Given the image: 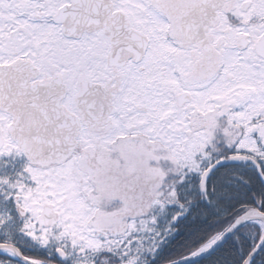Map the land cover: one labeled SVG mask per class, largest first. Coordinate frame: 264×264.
Listing matches in <instances>:
<instances>
[{
	"label": "snow or ice",
	"instance_id": "6c2138e0",
	"mask_svg": "<svg viewBox=\"0 0 264 264\" xmlns=\"http://www.w3.org/2000/svg\"><path fill=\"white\" fill-rule=\"evenodd\" d=\"M0 264H264V0H0Z\"/></svg>",
	"mask_w": 264,
	"mask_h": 264
}]
</instances>
